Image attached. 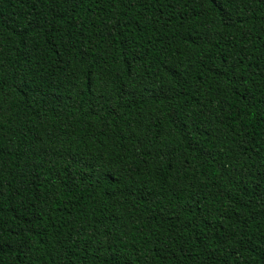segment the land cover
<instances>
[{
  "label": "trees",
  "instance_id": "obj_1",
  "mask_svg": "<svg viewBox=\"0 0 264 264\" xmlns=\"http://www.w3.org/2000/svg\"><path fill=\"white\" fill-rule=\"evenodd\" d=\"M0 264H264V0H0Z\"/></svg>",
  "mask_w": 264,
  "mask_h": 264
}]
</instances>
